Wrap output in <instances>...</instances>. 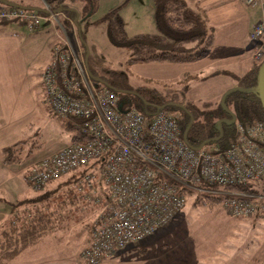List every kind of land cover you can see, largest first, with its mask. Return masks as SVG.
<instances>
[{
	"label": "built area",
	"instance_id": "obj_1",
	"mask_svg": "<svg viewBox=\"0 0 264 264\" xmlns=\"http://www.w3.org/2000/svg\"><path fill=\"white\" fill-rule=\"evenodd\" d=\"M242 2L261 10L249 35L259 62L264 59V0ZM43 21L35 12L0 9V23L19 22L36 30ZM78 59L59 42L40 81L45 107L58 120H80L73 129L83 140L35 164L26 182L39 191L75 176L74 192L98 210L80 253L84 264L104 262L170 224L186 206L179 188L202 192L200 184L254 183L257 193H223L228 198L221 209L232 218L264 220L263 123L237 124L235 140L224 151L192 149L183 140L177 115L159 112L147 119L135 109L122 110L112 91L88 84ZM100 159V166L80 175Z\"/></svg>",
	"mask_w": 264,
	"mask_h": 264
},
{
	"label": "rangeland",
	"instance_id": "obj_2",
	"mask_svg": "<svg viewBox=\"0 0 264 264\" xmlns=\"http://www.w3.org/2000/svg\"><path fill=\"white\" fill-rule=\"evenodd\" d=\"M43 1L47 6L45 11L48 14V17H44L45 21H49L55 28L56 34L60 37L58 43L66 44L82 62L86 79L92 87L88 76V66L103 75L105 72L107 75L104 76H113L114 79L118 77L122 79L124 76V84L128 87L156 88L161 92L169 89L183 90L184 99H181L182 102L192 103L200 106L201 109L209 110V107H205L207 103L218 108L223 94L230 90V86L237 87V83L232 77H242L252 68L253 62L258 63L254 59V51H247L239 76L229 74V72L211 70V72H204L201 76L197 74L185 82L179 80L158 84L154 80L153 74L144 76L137 73L135 65L125 64L129 57L128 51L111 44L107 24L100 22L106 12L122 5L119 12L127 36L157 33L151 0H64L52 4L47 0ZM125 1L126 3L123 4ZM230 1H235L234 5L239 4L240 9L236 11V14L240 12L245 15L242 18L248 21L253 20L254 14L261 15L258 6L251 8L245 5L242 0ZM110 5H112L111 8L107 10ZM84 9L85 11L94 9L95 12L90 15L91 20L89 17L86 20L82 19L85 17L82 12ZM71 10L75 11V17L69 19ZM195 10L201 12L214 35V27L208 22L206 12L198 7ZM77 11L79 13L76 15ZM1 24L6 23L1 22ZM209 74L211 77L204 79ZM200 78L204 80H199ZM186 82L189 83L184 86L183 84ZM35 88L33 117L29 119L31 122H28L30 124L20 126L21 128L18 130L15 126L14 130H8L7 125H0L3 147L19 141L24 143L20 164L4 166L1 162L0 230L8 225L14 227L18 225L19 221L28 220L27 217L32 210L49 208L50 212L56 211L57 215H60L58 219L54 217V227L49 235L23 251L24 254H19L14 260L21 257V261L27 263L36 261L34 264H84L80 259V253L85 247L83 246L84 240L89 236L88 232L96 216L95 212H89L90 208L80 202L71 203L68 192L73 190V186L65 182L67 177L51 182L39 191L30 188L26 182V178L35 164L58 153L65 145L69 144L70 140V134L64 132L60 126L59 121L61 120L54 118L42 104L45 99L42 87L39 88L36 85ZM2 111L1 120L4 122L5 110ZM190 123L192 125L193 121ZM10 128H13V125ZM28 152L31 153L30 157H26ZM80 208L84 209L85 212H81L83 214L77 212ZM250 220L252 219L229 217L218 205L194 206V198L186 197V206L177 221L174 224L171 222L173 225L170 223L157 230L154 235L139 244L127 247H133L127 254V258L133 256L137 261L144 260L145 264H175L184 257L183 255H186L187 260H193L195 253L182 254L177 251L195 245L199 246V250H214L220 258L225 255L224 253H234L236 257L232 264L247 261L250 264H263L264 220L255 219L254 222ZM167 228L169 229L166 231ZM164 230L165 233H163ZM32 259L33 261H31Z\"/></svg>",
	"mask_w": 264,
	"mask_h": 264
},
{
	"label": "trees",
	"instance_id": "obj_3",
	"mask_svg": "<svg viewBox=\"0 0 264 264\" xmlns=\"http://www.w3.org/2000/svg\"><path fill=\"white\" fill-rule=\"evenodd\" d=\"M64 0H47L48 3L63 2ZM72 1V0H71ZM154 7L155 25L157 33L137 34L127 36L124 30V23L120 16L122 5L110 9L100 19V22L107 24L108 37L114 47L126 49L129 57L126 65L136 64H191L204 59L214 42L212 28L207 25L204 16L198 10L191 8L184 0H151ZM126 1L123 3L125 4ZM7 8L0 3V9ZM9 8V7H8ZM53 9V8H52ZM71 12V11H70ZM86 20L95 11L92 9L82 11ZM38 15L48 17L47 12ZM83 14V15H84ZM69 19L75 17V13H69ZM204 18V19H203ZM83 20V21H84ZM9 24V23H6ZM1 24V25H6ZM262 60L261 62H263ZM261 62H253L252 68L242 77H232L238 88L250 89L256 84V76ZM88 66V65H87ZM88 68L90 82L97 88H106L112 91L119 107L124 109H135L147 119L153 118L159 112H167L178 115V123L182 135L193 121L186 135V144L192 149H199L205 142L204 149L210 147L219 148L224 151L235 140V126L237 124L249 125L256 122L264 124V112L259 99L254 94L233 92L225 98L224 104L236 118L235 124L230 125L223 122L221 125L222 137L218 129V121L231 120L220 104L213 107L206 104L209 110L201 109L192 103L182 102L184 99L183 90L172 89L159 91L156 88L127 86L124 84V76L114 79L107 77L92 67ZM212 106V107H211ZM61 128L70 134L69 144L82 142L81 136L74 131L73 126L81 121L68 118L59 121ZM24 143L19 141L1 150L2 163L5 166L20 164L22 161ZM30 152L26 157H30ZM102 160L95 162L90 167L84 169L80 175L90 172L93 167L100 166ZM67 184L75 183V176H68L65 179ZM179 188V187H178ZM202 192L192 189L179 188V191L186 197L194 198L195 205H218L228 198L223 195L225 192H245L257 193L254 183L245 185H227L219 187L216 185L200 184L198 187ZM264 190V187H263ZM210 192V193H207ZM72 204L80 202L84 204L74 190L68 192ZM56 211L50 212L49 208L32 210L28 220L19 221L18 225L7 226L0 230V264H7L13 261L23 251L36 245L54 227V217Z\"/></svg>",
	"mask_w": 264,
	"mask_h": 264
},
{
	"label": "crops",
	"instance_id": "obj_4",
	"mask_svg": "<svg viewBox=\"0 0 264 264\" xmlns=\"http://www.w3.org/2000/svg\"><path fill=\"white\" fill-rule=\"evenodd\" d=\"M4 1L26 8H37L40 10H45L47 8L43 0ZM184 1L193 9H197V7L200 9L202 8L203 11L206 12V18L209 20L208 22L214 27V42L208 55L203 60L191 64L135 65L134 67H136L137 73L144 76L153 74V78L158 84L176 82L179 80L185 82V80H190L197 74L201 76L204 72H211V70L214 72H229V74L239 76V72L242 70L243 60L246 59V57L244 58L245 54H247V51L251 52L253 50L252 43L249 39V33L252 31L253 26L259 21L261 15L254 14L252 16L253 20L248 21L242 18L245 17V15H242L240 12L236 14V11L240 9L239 4L234 5L235 1L231 2L230 0ZM111 6L112 5H110L107 10H109ZM71 11L73 13L75 12L73 10ZM78 13L77 11L76 15ZM89 18V20H91V17ZM59 40L60 37L56 34L55 28L49 21H44L36 30H28L19 22H10L6 25H0V125H7L8 130H14L15 126L16 130H18L21 128L20 126L23 127L30 124L28 122H31L29 119L33 117L32 107L33 94L36 90L35 87L36 85H38L39 88L41 87V73L51 62L53 47ZM211 74L204 77V79L210 78ZM204 79L200 78L199 80ZM188 83L186 82L183 85L187 86ZM233 87L235 86H230V89ZM185 89H187V87H185ZM42 104L45 106L44 103ZM3 109L5 110L4 122L1 120ZM12 125L13 128H10ZM1 138L2 133H0V167L2 162L1 150L3 148ZM78 211L81 213L84 209L80 208L77 212ZM89 212H95V215L97 213L96 208H90ZM181 212L173 219V224L181 216ZM55 218H60V215H55ZM256 220L252 219L250 221L254 222ZM168 229L169 228H167L166 231ZM166 231L164 230L163 233ZM48 235L49 233L46 237ZM87 241L88 238L84 240L83 246H85ZM198 247L199 246L192 245V247L189 246L178 250L177 252H181L182 254L195 253L193 256L194 259L187 260L186 255H183L184 257L180 258L175 264H232L236 257L234 253H224L225 255L220 258L219 254H216L214 250H199ZM131 249H133V247L120 251L114 257L102 262V264H145V261L142 259L137 261L133 256L127 258V254L130 253ZM21 260L22 258L18 257L9 264H34L36 262L27 263ZM31 261H33V259ZM237 264L250 263L247 261Z\"/></svg>",
	"mask_w": 264,
	"mask_h": 264
},
{
	"label": "water",
	"instance_id": "obj_5",
	"mask_svg": "<svg viewBox=\"0 0 264 264\" xmlns=\"http://www.w3.org/2000/svg\"><path fill=\"white\" fill-rule=\"evenodd\" d=\"M0 3H2L4 6L9 7V8L20 9V10H24V11H33V12H39V13H45L46 12L45 10H40L37 8H26V7L18 6L16 4H13L11 2H7L4 0H0ZM233 92H242V93H248V94L256 95L260 101L262 110L264 112V61L261 63V65L258 69L257 76H256V84L253 88L242 89V88L234 87V88L228 90L227 92H225L223 94V96L220 100V105L223 108V110L229 116H231V120L224 119V120L218 121L217 125H218V129L220 130V136H219V138H217L215 140H219L222 137L221 125L223 122H226L230 125L235 124V121H236L235 116L230 111L227 110V108L225 107V104H224L225 98ZM190 127H191V123L183 134V140L185 143H186V135H187ZM206 143L207 142H205L199 149H202L206 145Z\"/></svg>",
	"mask_w": 264,
	"mask_h": 264
}]
</instances>
